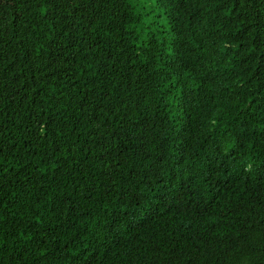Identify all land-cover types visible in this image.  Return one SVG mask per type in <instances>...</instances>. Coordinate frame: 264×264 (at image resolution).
Returning a JSON list of instances; mask_svg holds the SVG:
<instances>
[{
    "label": "trees",
    "instance_id": "trees-1",
    "mask_svg": "<svg viewBox=\"0 0 264 264\" xmlns=\"http://www.w3.org/2000/svg\"><path fill=\"white\" fill-rule=\"evenodd\" d=\"M0 264H264V0H0Z\"/></svg>",
    "mask_w": 264,
    "mask_h": 264
}]
</instances>
